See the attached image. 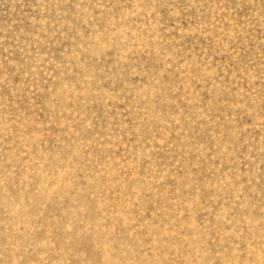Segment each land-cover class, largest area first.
I'll return each instance as SVG.
<instances>
[{
  "label": "rangeland",
  "instance_id": "1",
  "mask_svg": "<svg viewBox=\"0 0 264 264\" xmlns=\"http://www.w3.org/2000/svg\"><path fill=\"white\" fill-rule=\"evenodd\" d=\"M0 264H264V0H0Z\"/></svg>",
  "mask_w": 264,
  "mask_h": 264
}]
</instances>
